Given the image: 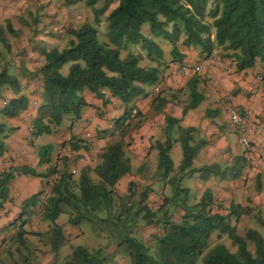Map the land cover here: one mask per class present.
I'll return each mask as SVG.
<instances>
[{
	"label": "trees",
	"instance_id": "trees-1",
	"mask_svg": "<svg viewBox=\"0 0 264 264\" xmlns=\"http://www.w3.org/2000/svg\"><path fill=\"white\" fill-rule=\"evenodd\" d=\"M66 2H81L88 6L94 22L68 28L70 36L61 49L58 46L39 49L40 66L37 73L40 78L41 100L32 118L29 139L33 143L34 138L39 135L56 132L66 114L72 120L79 119L83 109L92 106L83 96L84 90L103 99L104 103L109 101L105 99L104 93V90H108L112 97L123 103L124 111L115 119L113 128L104 131V135L109 132L108 136L117 137L109 139L97 153V164L93 168L81 170L77 178L68 170V157H62L61 167L53 162L52 143L37 149L38 165H48L44 172L28 165L11 164L0 168V209L4 203L12 202L10 190L20 175H56L55 179L46 181L48 184L44 189L21 202L19 217L24 218L7 240L11 244H17L19 248H27V235L32 233L49 242L51 253L57 259L60 248L66 242L63 228L57 219L66 215L65 220L72 227L87 221L97 226L98 230L106 231V234L112 233V237L117 236V245H125L127 248L129 264H197L201 255L204 264H264V238L261 233L249 228L245 236H241L237 233L236 225L232 224V217L246 214L247 207L239 204H231L228 208L221 203L213 205L211 193L206 190L197 202L183 204L181 208L184 213L181 218L172 221L168 219L166 210L153 209L148 202L151 191L149 185L142 188L137 200L134 192L117 194L116 190L118 180L131 171L129 143L124 137L138 126L135 118L141 116L133 101L145 94L144 85H151L159 80L160 66H166L167 63L165 51L155 38L170 44L173 60L176 57L177 60H182L183 54L179 51V46H200L207 54L212 53L215 48L225 51V55L236 61L237 70L256 67L258 64L264 70V0H117V4L111 8L113 0ZM103 15L106 30L102 38L98 25ZM146 22L150 25L151 37L144 36L141 32V25ZM20 33V30L13 27L10 19L0 23V59L4 56V49L10 48L7 35L17 37ZM144 56L155 64L142 66L140 62ZM65 63H70V66L68 73L63 75L60 69ZM199 80L197 75L190 77L189 97L182 108V114L197 107L203 100L204 95L198 89ZM22 85L23 82L15 73H9L5 66L0 69V97H4V92L9 89L16 94L4 99L0 106L3 117L0 120V157L7 151V138L16 129L8 126L7 120L19 116L29 107L30 96L21 92ZM155 101V108L158 110L166 103L163 97L156 98ZM207 115H211L210 109L207 110ZM178 120L166 116L167 139L151 144L158 151V177L166 178L174 170L169 155L172 145L170 133ZM194 129L177 125V140L183 153L178 167L180 173H184L192 165L193 158L206 143L193 141ZM80 142L72 136L69 145L74 150L88 146L79 144ZM250 149L251 147L244 151L248 153ZM240 157L241 162L236 158V164L223 170L217 164H211L192 171H200L202 178L210 174L236 178L241 175L248 159L244 155ZM90 171H93L94 179L89 175ZM179 179L180 177L174 178L175 181ZM136 182L129 181L128 188H132ZM177 190L186 197V189ZM122 205L124 210L118 213V208ZM214 206L218 208L214 209ZM132 212L136 216L140 215L148 225H162V233L155 236L158 258L150 254L142 240L130 235V230H127L125 217ZM160 212H163L161 217ZM37 213L48 222L46 230L30 231L24 228L28 219ZM136 218L131 227H137ZM258 221L264 227V219L258 217ZM214 231L217 232V239L226 234L236 246V251H231L222 243L209 248V238ZM248 241L253 242L254 252L248 249ZM7 250L8 248L5 252ZM107 259L108 256L101 247L89 249L77 245L63 257L61 264H107Z\"/></svg>",
	"mask_w": 264,
	"mask_h": 264
},
{
	"label": "crops",
	"instance_id": "crops-1",
	"mask_svg": "<svg viewBox=\"0 0 264 264\" xmlns=\"http://www.w3.org/2000/svg\"><path fill=\"white\" fill-rule=\"evenodd\" d=\"M46 37L47 39L50 38L49 36ZM157 41L159 42V39ZM162 42L165 43L167 41L162 40ZM159 43L161 45V42ZM167 44L169 45L167 52L161 45L165 51L167 63L166 66H160L161 74L159 80L154 84L144 85L145 94L138 96L133 101L134 106L142 114L143 122L139 131L140 134L144 135L146 145L140 153L136 152L131 155V171L118 180L116 184L117 190L120 185L123 187L127 182L134 180L142 187L149 185L151 191L148 199H154L159 204H163L166 201L165 204L167 206L168 201L171 199L165 192L167 187L165 185L164 189H162L158 184L161 181L165 183L175 182V177H180L177 182L181 184L183 179L189 176L198 184L197 188L201 193L200 197L198 194H194V198L199 197L200 199L203 193L209 190L212 198L225 202L224 206L227 208L231 204L247 207V215L242 214V218H253L259 213L260 217L264 219V163L262 165L263 168L254 166L250 169V172L243 173V168L241 175L236 178L229 176L220 177L214 174L202 178L200 177V171H192L211 164H217L223 170V168L233 165L236 158H239L241 162V155L247 157V153L239 147L236 129L225 109L224 104L226 102L242 112L248 126L250 141L254 142L258 147L264 146V80H261L263 78L257 73L258 69L256 67L237 70L236 61L225 55V51L222 52L217 48L212 53L207 54L202 51L200 46H179V51L183 54L182 60H177L178 57L173 60L170 53L171 46L168 42ZM131 48L134 49L133 47ZM140 64L142 66H151L155 63L144 56ZM192 75L199 77L198 89L204 97L197 107L188 109L185 114H182V108L188 101V83ZM21 92L30 96L27 110L29 113H34V107L41 98L36 100V96L26 89V84L22 85ZM104 93L106 94L105 99H109L107 103H104L103 99L97 98L92 92L84 90L83 96L92 106L85 107L81 117L77 120H72V117H69L71 121L65 124L63 129H59V126L54 133L56 137L53 144V162H56L61 167L62 157H68V170L74 174V178H77L84 168H93L97 164V153L109 141L108 134L104 135V131L110 129L115 119L124 111V105L119 99L112 97L108 90H104ZM6 94L8 98L16 96L9 89L4 92L3 99H8ZM159 97H163L166 103L158 110L155 108V100ZM183 98L185 99L184 101L178 100ZM208 109L211 110V115L209 116L207 115ZM27 110L19 116L7 120L8 126H14L16 129L6 140L7 151L0 157V168L2 166L8 167L11 164L28 165L35 167L40 172H44L48 165H38V146L36 147L35 144L28 146L24 139L27 127L21 121V118L25 116ZM166 116H172L179 120L170 133L172 145L169 149V155L172 159L174 170L168 177L162 178L158 177L159 173L157 168H154V164H151V168H149V161L151 155L158 156L157 149L151 147V144H154L155 141L163 142L167 139L168 135L165 131ZM177 125L195 128L192 132L193 141L206 142L193 158L192 165L184 170V173L178 172L183 153L181 152V155L178 153V145L180 147L181 145L177 140L179 136ZM100 134L101 136H99ZM72 136L81 141L79 144L83 143L88 146L75 150L71 149L69 142ZM174 152L177 160L173 157ZM89 175L93 179L95 178L93 171H90ZM55 176L20 175L14 181L10 190V198L13 197V203L9 201L4 203V210L16 202H22L31 194L44 189L48 184L46 181L55 179ZM258 176H260V185L262 187L259 192L255 191ZM181 188L186 189V192H184L186 197L183 201L187 202L194 185H192V182H187L179 189ZM26 192L28 194L25 195ZM124 192L126 191L121 190L118 193ZM179 193H176L173 198ZM21 194L24 196L17 201ZM183 204L187 203H182L178 207L181 208ZM4 210L3 208L0 209V238L4 235L9 236L12 233L7 231V228H1L3 223L10 217L3 212ZM180 213L179 218H181L184 210L181 209ZM65 221L63 218L61 219V216L57 219L58 224L63 229L66 228ZM232 222L234 221L232 220Z\"/></svg>",
	"mask_w": 264,
	"mask_h": 264
},
{
	"label": "rangeland",
	"instance_id": "rangeland-1",
	"mask_svg": "<svg viewBox=\"0 0 264 264\" xmlns=\"http://www.w3.org/2000/svg\"><path fill=\"white\" fill-rule=\"evenodd\" d=\"M116 4L117 0H113L110 8L112 6H115ZM5 19H10L13 27L17 30H20L21 33L17 37L7 35L8 41L10 43V48L4 49V56L2 59H0V69L5 66L8 69L9 73H15L16 75H18L22 80L21 82H23V84H26V89L36 96V100L41 98L40 78L38 77L37 73V70L40 66L39 49L43 47L50 48L52 46H58L61 49L65 46L66 41L70 36L68 33V28L77 27L85 22H94L92 11L88 6H85L81 2L70 4L67 3L66 0H0V23H4ZM98 26L101 31L100 37L103 38L104 36H102V34L106 30L105 15L101 16ZM141 32L144 36L151 37V30L148 22L142 24ZM46 36H49L50 38L47 39ZM183 36L184 35H182V37ZM155 40L157 41L156 38ZM159 42H161V45L166 49L167 52L169 50V45L167 44V42L163 43L160 39ZM69 66L70 63H65L61 67L60 71L63 75H66L68 73ZM256 68L258 69L257 73L263 78L261 80H264V70L260 67L259 64L256 66ZM6 97L8 98L7 94ZM3 100V97H0V106L3 104ZM178 100L184 101L185 99L183 98ZM39 103L40 101L37 103V105H35L34 113H29V111L27 110L25 116L21 118V121L27 127L24 137L25 142L28 146L35 144V146H38V148L47 143L54 144L56 137V135L54 134L55 132H52L49 134L44 133L37 136L36 138H34L35 143H32L31 139H29L32 118L37 111V106L39 105ZM69 117H71L69 114H66L64 116L59 129H63L64 125L68 124L71 121ZM2 119L3 117L0 114V120ZM135 121L137 122L138 126L124 137L126 142L129 143V152L131 155L136 152L140 153V151L144 149L146 145L144 142V135L140 134L139 131L143 122L142 114L140 117H136ZM112 128L113 124L110 129ZM12 133H14V131ZM108 137L109 139L113 140L117 136L109 135ZM250 147L252 148L247 153L248 159L243 167V173L250 172V169L254 166L263 168L262 165L264 163V146L258 147L254 142H251ZM178 149V153L179 155H181L182 151L179 145ZM156 156L157 155H151L149 168H151V164H154L155 169L157 168ZM173 157L175 160H177L175 152L173 153ZM257 180L258 178L256 179L255 191L259 192L261 191L262 187L261 185L258 186ZM187 182H192L194 188L192 189L190 197L187 199L186 203H189L188 205L193 204L195 201L199 200L201 193L197 188L198 184L195 183L189 176L185 177L181 184L177 181L167 183L161 181L158 184L162 189H164L165 185L167 187V190H165V192L171 197V199L167 203V206L165 204L166 201H164L163 204H159L156 200L149 199L148 202L151 204L153 209L159 210V208H162V210H166L168 219L172 221H178L180 219L179 213L182 209L178 206L184 203V197L182 193H179L180 195H177L174 198L173 196L179 192L177 191V188H180ZM128 184L129 182H127L123 187L122 185H120L118 190L116 187L117 194H120L118 192L121 190L126 191V194L129 193V191L134 192L137 194V200L139 197L138 195L139 193H141L143 187L138 182H136L135 185L129 189ZM26 194L28 193L26 192L25 195ZM194 194H198L199 197L194 198ZM22 196L24 195L21 194L17 201L20 200ZM219 203L224 205L225 202H222L217 198L213 199V205H219ZM4 208L5 207L3 206V210ZM18 208L19 210L17 211ZM213 208L216 209L218 207L214 206ZM118 210V213L121 210H124V206L122 205V207H119ZM3 212H5L7 216L10 217L5 223H3V226L1 228H7V231L12 232L24 218L19 217V213L21 212V202H16ZM160 213L159 215L161 217L163 212ZM128 215H126L125 217V219H127V226L124 225V227L126 226L127 230H130V235L138 237L146 244L152 256L158 258V248L155 236L162 233V225H160V223H157L155 225H148L143 221L140 215L136 216V214H134L133 212ZM244 215H247V213ZM258 217H260L259 213L253 218H242L241 215L239 217H232V220L234 221L232 222V224L236 225L237 233L241 236H245L247 230L249 228H253L258 230L264 238V227L261 226L260 222L258 221ZM62 218L65 221V218H67V216L62 215L61 219ZM135 218L137 221L136 228L131 227V223L133 226ZM65 223L66 228L63 229V234L66 242L65 245L60 248L57 259H54V255L51 253L49 242L39 239L38 236L32 233H28L27 239L29 244H27V248H19L17 244H11V241L7 240L8 235H4L2 238H0V264H61L63 257L71 252L73 246L75 247L77 245H83L89 249H96L99 247L103 248L104 253L108 256L107 264H129V255L127 248L125 247V245H117V240L115 241V239L118 238L117 236L112 237V233L106 234V231L98 230L97 226H95L92 222L90 223L87 221H83L75 227L70 226L67 221H65ZM47 225L48 222H46L42 218L41 214L37 213L33 217L28 219L26 224H24V228L30 231H45L48 227ZM216 234L217 232L214 231L210 235L209 248L214 246L216 243H222L231 251H236V246L233 245L226 234H223L219 239H217ZM124 235H126V233ZM7 248L8 250L5 252ZM248 249L251 252H254V244L252 241H248ZM202 256L203 255L198 258L197 264H204Z\"/></svg>",
	"mask_w": 264,
	"mask_h": 264
},
{
	"label": "built area",
	"instance_id": "built-area-1",
	"mask_svg": "<svg viewBox=\"0 0 264 264\" xmlns=\"http://www.w3.org/2000/svg\"><path fill=\"white\" fill-rule=\"evenodd\" d=\"M225 109L229 115L231 123L234 125L237 135H238V144L242 150L250 148V139L248 136V126L246 120L241 113V111L226 102ZM135 112V110H133Z\"/></svg>",
	"mask_w": 264,
	"mask_h": 264
}]
</instances>
